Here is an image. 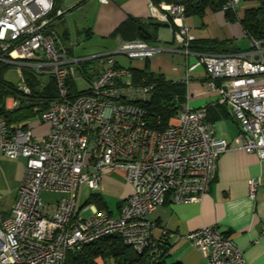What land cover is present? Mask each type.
Segmentation results:
<instances>
[{
	"label": "built area",
	"instance_id": "1",
	"mask_svg": "<svg viewBox=\"0 0 264 264\" xmlns=\"http://www.w3.org/2000/svg\"><path fill=\"white\" fill-rule=\"evenodd\" d=\"M55 1L0 0V62L50 75L58 90L40 114L50 125L41 139L30 127L11 129L0 117V151L12 160L26 159L11 211H0V264H66L69 250L110 234L143 253L174 236L163 228L161 238H155L149 214L168 201L201 202L222 153L237 148L264 161V40L250 38L247 50L194 52L199 60L184 75L187 84L192 71L204 67L210 86L220 93L218 103L228 105L239 124L235 139L219 135L206 120V108L193 107L188 99L168 126L158 129L144 106L153 97L154 83L135 82L132 70L117 65L116 56L150 59L159 49L135 38L122 40L112 51L76 56L57 34L63 10L53 14ZM239 3L229 0L223 9L236 11ZM152 12L159 22L172 21L175 39L193 53L195 38L183 21V5L161 3ZM93 60L95 69L85 71L83 65ZM80 76L89 82L86 89L77 86ZM71 82L81 91L76 97H70ZM17 87L31 92L24 72ZM12 98L7 110L19 106ZM116 172L132 186L118 213L87 200L79 203L83 186L102 193L103 178ZM260 184L261 178L249 181L252 198ZM45 192L58 196L46 201ZM88 210L91 214L84 216ZM186 237L206 264H247L243 250L218 226H203Z\"/></svg>",
	"mask_w": 264,
	"mask_h": 264
},
{
	"label": "crops",
	"instance_id": "2",
	"mask_svg": "<svg viewBox=\"0 0 264 264\" xmlns=\"http://www.w3.org/2000/svg\"><path fill=\"white\" fill-rule=\"evenodd\" d=\"M153 5L152 0H62L58 9L63 10V14L55 28L72 54L82 57L104 53L116 49L125 40L116 30L128 18L143 21L154 19ZM183 21L197 40L195 48H190L193 53H186L184 46L175 39L176 26L172 21L160 22L156 37L148 41L159 52L150 59L129 60L124 55H117V65L131 69L135 82L143 79L139 71L147 70L169 81L183 83L186 88L185 101L188 99L198 109L206 108V120L215 124L218 134L235 139L240 131L239 124L230 107L218 103L220 93L210 86L204 69L193 70L187 84L183 79L188 65L193 64V60L198 61V55L194 52L218 53L243 49L238 40L248 37L246 31L238 19H230L224 10H208L203 17H184ZM208 41H228V44L211 46ZM123 58L128 59L129 63H125ZM7 99L10 102L13 98ZM32 121L33 118L27 124L37 129L35 137L41 139L46 136L50 125L41 120V123L47 124L45 127L38 122L32 126ZM236 144L234 141L231 146L235 147ZM25 167V158L12 160L0 151V190L2 196L9 193L14 196L13 204L24 178ZM253 178H261L255 198L250 196L249 191V181ZM103 184V191L107 187L114 188L113 193L119 199L118 213L131 194L132 186L119 172L104 177ZM103 191L100 194L107 202V209L114 213ZM91 195L92 192L87 196V201ZM149 218L155 223V238H161L163 228L174 233L169 239L170 249L165 264H206L201 250L186 237L203 226L220 227L243 250L247 264H264V161L256 153L230 149L219 156L216 176L201 202L168 201L151 212ZM96 261L105 264L102 258Z\"/></svg>",
	"mask_w": 264,
	"mask_h": 264
},
{
	"label": "trees",
	"instance_id": "3",
	"mask_svg": "<svg viewBox=\"0 0 264 264\" xmlns=\"http://www.w3.org/2000/svg\"><path fill=\"white\" fill-rule=\"evenodd\" d=\"M62 0H56L53 14L60 7ZM229 0H152L159 6L161 3L183 5L184 17H203L208 10H224ZM250 3L242 15L238 11L225 10L230 19H238L249 38L264 40V0H240ZM161 23L155 19L143 21L140 18L130 17L124 21L116 30V33L126 39L140 38L146 41L156 37V30ZM209 42V41H208ZM228 41H210L211 46L228 44ZM197 40L192 42L195 48ZM236 51L242 49H235ZM228 52V51H225ZM10 64L0 62V117L6 119L11 129L17 127H28L27 121L40 116L48 107L51 100L57 97V86L55 79L43 83L39 76L33 71L24 69V76L31 92L26 94L20 91L17 84L5 77ZM88 64L83 65L86 71ZM137 70L136 72H138ZM142 78L154 83V94L150 101L144 106L149 112L151 126L165 129L170 119L175 116L185 102L186 88L183 83L173 82L165 79L160 74L139 71ZM81 91L75 83H70V97H76ZM15 97L19 106L13 110H7L6 99ZM89 203H96L100 209H107V202L100 193H92ZM169 241H163L158 246L138 253L131 246L125 244L122 238L115 234L103 236L95 241L83 245L80 249H71L67 253L66 264H98L96 259L102 258L105 264H165L169 255Z\"/></svg>",
	"mask_w": 264,
	"mask_h": 264
},
{
	"label": "rangeland",
	"instance_id": "4",
	"mask_svg": "<svg viewBox=\"0 0 264 264\" xmlns=\"http://www.w3.org/2000/svg\"><path fill=\"white\" fill-rule=\"evenodd\" d=\"M250 3L247 2H243L241 1L238 5V11H239V15H242L244 13V10L249 6ZM239 44L240 46L243 48L242 50H247L248 48H250L251 46V40L249 37H242L239 38ZM125 59V58H123ZM197 60H199L198 58H196ZM127 60V61H126ZM131 60V59H129ZM128 59H125L124 62L129 63ZM196 60H193V64L196 63ZM96 66V61H92L90 63H88V70L92 71L94 69V67ZM198 68H203V66H199L197 68H195L194 70L198 69ZM24 69H28V67L25 66H19V65H11L9 66L8 70L6 71L5 77L10 80L11 82L18 84L21 80H22V72ZM30 69V68H29ZM205 71V69H204ZM206 71H205V76H206ZM39 78L41 79V81L43 83H46L49 79H50V75H38ZM27 82V80H26ZM77 86L79 87V89H86L89 86V82L83 78L82 76H80L77 81ZM28 85V83H27ZM29 86V85H28ZM57 86V85H56ZM58 93V90H57ZM40 116L34 117L33 121H32V126H36L37 122L39 123V125H43V127H45L47 124L49 125V123L45 124V123H41L40 122ZM34 136H35V131L37 129H33L31 128ZM49 133V132H48ZM47 133V134H48ZM43 136V135H42ZM42 138V137H40ZM16 160V159H15ZM103 189H104V184H103ZM114 188H109L107 187L104 191L103 194L105 195L106 200L108 201L109 204V208H111L114 211V214L117 213L118 210V196L114 195L115 193H113ZM91 190L89 188H87L86 186H83L81 188V194H80V198H79V203L83 204L85 202V200L87 199V196L90 195ZM57 194H51V193H43V197L46 201H52L54 199L57 198ZM13 201H14V196L9 193V194H5L4 196H2V198L0 199V211H5V212H10L12 205H13ZM90 205H93V203H91ZM91 214V210H88L86 212H84V216H89Z\"/></svg>",
	"mask_w": 264,
	"mask_h": 264
}]
</instances>
